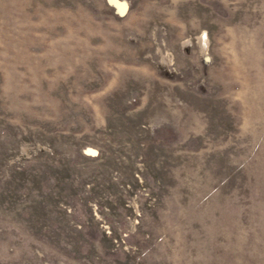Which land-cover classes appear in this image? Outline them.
I'll use <instances>...</instances> for the list:
<instances>
[{"label":"rangeland","instance_id":"1","mask_svg":"<svg viewBox=\"0 0 264 264\" xmlns=\"http://www.w3.org/2000/svg\"><path fill=\"white\" fill-rule=\"evenodd\" d=\"M0 264H264V0H0Z\"/></svg>","mask_w":264,"mask_h":264},{"label":"bare ground","instance_id":"2","mask_svg":"<svg viewBox=\"0 0 264 264\" xmlns=\"http://www.w3.org/2000/svg\"><path fill=\"white\" fill-rule=\"evenodd\" d=\"M120 7H122V9L123 10H125V7H126V5L123 3V5H125V7L122 5V4H120V3H117ZM115 5V4H114Z\"/></svg>","mask_w":264,"mask_h":264}]
</instances>
